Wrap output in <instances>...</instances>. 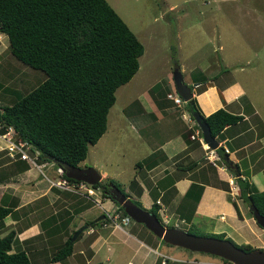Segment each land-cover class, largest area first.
I'll use <instances>...</instances> for the list:
<instances>
[{
	"label": "crops",
	"instance_id": "1",
	"mask_svg": "<svg viewBox=\"0 0 264 264\" xmlns=\"http://www.w3.org/2000/svg\"><path fill=\"white\" fill-rule=\"evenodd\" d=\"M0 34L5 37L7 47V35L1 31ZM0 55L3 56L0 63L3 62L7 68L16 61L9 51L6 54L0 51ZM214 60L218 61L220 57ZM225 63L232 64L230 61ZM196 64L185 66L186 72L183 67L179 70L185 83L190 86L192 97L196 98L201 112L208 115L223 107L229 112L242 115L241 120L226 125L214 136L218 141L215 148L208 147L207 142L200 139L203 138L201 127L186 102L178 105L170 98L163 99L160 92L148 95L153 87L150 85L134 97L138 100L136 108L129 109L128 105L120 116V119L123 116L127 118L131 127L135 125L133 129L136 134H141L140 118L146 122V134L137 138L142 136V145L145 150L147 147L149 149L145 153L142 150L138 160H132L134 171L127 184L114 178L113 175H120V171L101 169V166L97 167L95 164L92 166L97 168L101 179H113L120 183L130 200L135 198L142 208L151 212L155 209V214L164 225L178 227L180 223L184 229H198L200 225L205 227L204 231H210L208 233L223 232L235 241L238 239L241 243L264 246V243H258L261 236L264 237V229L248 214L249 207L242 197L236 198V187L228 184L232 179V184L235 182L239 188L235 176L239 174L242 178L247 177L244 174L245 170H248L247 174L252 177L253 165L264 157V132L256 130L258 125L253 121V116L258 113L256 109L249 108L248 93L240 78H222L224 81L220 84L215 80L221 75V72L215 73V62L193 66ZM166 81L173 89V78L167 76ZM148 121L154 123L151 125ZM120 123L121 121H117L118 125ZM122 130L123 128L118 131ZM131 132L125 130V137L129 138ZM191 134L195 135L194 138ZM137 138L133 139V142H136ZM3 140L0 137V203L9 206L12 211L0 220V237L10 230L15 231L10 251L24 249L33 264H102L101 255L105 248L110 253L112 250L115 253V249H120L115 246V242H128L135 247L133 253H137L139 257L136 263L129 260L128 264L158 263L160 254L156 245L159 243V237L137 228L135 223L125 230L104 219L103 208L109 209L108 206L112 204L110 210L116 207L113 198H97L100 206L109 205L103 207L102 212L96 213L95 203L90 201L93 199L96 202L93 196L88 197L80 191L62 189L52 184L53 177L47 179L48 183L44 182L39 178V169L36 170L32 162L12 159L5 154L2 148ZM219 146L223 147L220 152L217 150ZM219 155H227L233 162H237L241 171L238 174L227 171V189L213 181L212 168L218 166V161L222 163L220 170L226 171L227 168ZM249 155H256L257 158L251 160ZM260 162L259 166L262 167L259 171H262L264 163L261 160ZM25 163H28V167L21 169ZM79 165L82 164L79 162ZM234 203L238 205L239 210ZM201 219L207 220L203 222ZM79 228L82 230L76 234ZM133 228L136 233L132 232ZM73 234L72 252L64 260H48L50 248L54 250ZM43 251L45 254L39 262L35 256ZM165 264H168L167 260Z\"/></svg>",
	"mask_w": 264,
	"mask_h": 264
},
{
	"label": "trees",
	"instance_id": "2",
	"mask_svg": "<svg viewBox=\"0 0 264 264\" xmlns=\"http://www.w3.org/2000/svg\"><path fill=\"white\" fill-rule=\"evenodd\" d=\"M0 31L7 35L8 51L15 59L45 73L34 87L24 93L15 91L0 107V123L13 125L17 135L32 145V153L38 151L35 160L54 162L68 181L80 182L67 171L85 159L89 144L105 132L115 91L138 70L143 43L107 0H0ZM186 103L192 115L198 113L209 126L212 136L242 119L241 114L223 107L204 115L195 97ZM219 156L233 174L241 172L237 162ZM27 167L25 163L21 169ZM235 181L252 214L257 208L264 215V189L239 174ZM109 184L127 195L113 179L91 185L110 197L105 194ZM112 198L115 210L126 214L119 199ZM128 200L141 206L138 200ZM11 211L0 203V220ZM186 230L225 236L194 227ZM14 234L10 230L0 237V264H33L24 249L10 251ZM72 244L70 235L48 260H64L72 252Z\"/></svg>",
	"mask_w": 264,
	"mask_h": 264
},
{
	"label": "rangeland",
	"instance_id": "3",
	"mask_svg": "<svg viewBox=\"0 0 264 264\" xmlns=\"http://www.w3.org/2000/svg\"><path fill=\"white\" fill-rule=\"evenodd\" d=\"M107 1L143 43L144 51L139 56V68L135 74L126 83L117 87L115 102L109 108L107 115V128L96 143L89 144L87 155L80 162L83 166L88 167L95 164L97 167L101 166V169L120 171V175H113L114 178L127 184L131 173L134 171L132 160L134 158L138 160L142 150L145 153L149 149L147 147L145 150L142 145V136L137 138L141 134H146L144 131L146 122L140 118L141 134H136L133 129L134 124L131 127L130 121H127L124 116L121 118L123 121L120 119L123 109L128 105L129 109L136 108L138 100H135L134 97H137L141 90L150 85L153 87L148 95L160 92L163 99L168 98L166 94L168 92L174 93L176 90L175 86L172 89V85H167V76L173 78V70L177 66L178 69L183 67L186 72L187 67L185 69V66L192 63H197L193 66H203L215 62L217 64L215 73L221 72L220 78L215 80L220 84L224 81L221 80L222 78H240L248 93L249 108L256 109V113H258L253 116L254 123L258 125L256 130L264 132V0ZM5 41V37L0 34V51L2 54L8 53V46L5 47ZM2 57L0 55V60ZM217 57H220V60H214ZM15 60L9 68L3 62L0 63V107L7 104L16 95L15 91L24 93L45 77L42 70ZM229 61L232 64L226 65L225 62L228 63ZM117 121H121V123L118 125ZM148 122L151 125L154 123L153 121ZM5 126L6 124L0 126V134L7 130ZM121 128L123 130L119 132L118 130ZM125 130L132 131L129 138L125 137ZM259 134L261 135V133ZM159 137L160 135L157 138ZM136 138V142H133V139ZM3 141L6 143L5 140ZM3 149L5 154L9 156L7 148ZM248 158L252 160V158L256 159L257 156L249 155ZM260 160L264 163V157H261L253 165L252 177L247 174L248 170H245L246 174L244 175L255 183L258 189L262 190L264 189V173L259 171L262 167V165L259 166ZM26 161L32 162V166L36 167V170L39 169V178H42L46 183H48L47 179L49 178L53 177L52 179L56 181L62 176L59 172L60 168L54 162L41 159L34 160V162ZM221 166L222 163L218 161V166L212 168L213 181L227 189L228 184L231 186L230 183L227 184L226 179L229 170L227 168L226 171L220 170ZM210 177L212 178V174ZM232 185L238 191L236 198H239L238 186L235 182ZM98 190L93 196L96 202L93 199L90 200L93 204L95 203L94 210L96 213L102 212V208L109 205L100 206L97 198L100 199L103 195ZM228 190L230 191V188ZM229 195L231 196L232 193ZM131 200L138 203L135 198ZM112 206L113 204L108 208L111 209ZM248 214H252L249 209ZM205 220L207 219H201L203 222ZM133 223L136 224L137 228L154 234L144 224L133 219L126 225L121 224V227L125 230L130 229ZM178 227L184 229L180 223H178ZM203 228L205 227L198 225L199 232H210L204 231ZM132 232L136 233V230L133 228ZM136 235L142 236L141 234ZM236 242L239 243L240 241L236 239ZM115 243V246L120 249H115V253L112 250L110 253L105 248V252L101 255L102 264H128L129 260L133 263L138 261L137 253H133L135 247H132L130 243ZM258 243H264L263 236ZM156 248L160 254L157 264H160L161 260H164V263L161 264H165L166 260L168 264H233L221 256L192 251L182 246L170 244L163 239H159ZM50 249L51 254L54 251L53 248ZM44 254V251L39 252L35 257L41 262V256ZM190 260L193 262H189Z\"/></svg>",
	"mask_w": 264,
	"mask_h": 264
},
{
	"label": "water",
	"instance_id": "4",
	"mask_svg": "<svg viewBox=\"0 0 264 264\" xmlns=\"http://www.w3.org/2000/svg\"><path fill=\"white\" fill-rule=\"evenodd\" d=\"M173 82L176 92L184 101H189L193 93L190 86L183 80L181 71L178 68L173 70ZM193 116L201 127L204 141L207 142L210 147L215 148L218 145V141L211 135L209 126L205 124L198 113L194 112ZM67 175L89 184H94L101 180L100 173L92 166L83 167L74 165L67 171ZM125 198V194L122 193L119 201L124 206L126 213L130 215L134 221L143 223L156 236L170 244L182 246L192 251L212 253L234 264H264V249L254 248L245 250L227 237L197 234L180 227L165 226L155 213ZM252 211L255 221L264 228V215H262L257 208H253ZM81 230L82 228H79L75 233L77 234ZM74 235L75 234H73L72 237H74Z\"/></svg>",
	"mask_w": 264,
	"mask_h": 264
},
{
	"label": "built area",
	"instance_id": "5",
	"mask_svg": "<svg viewBox=\"0 0 264 264\" xmlns=\"http://www.w3.org/2000/svg\"><path fill=\"white\" fill-rule=\"evenodd\" d=\"M166 96L172 99L174 103L178 105H180L183 102H187L184 101L177 92L174 93L168 92ZM1 125L3 124L0 123V126ZM5 127H7V130L4 131L2 134H0V137L6 141V143H4L3 145V148H7L9 156L12 159H24V160H31L34 162L38 151L35 150L34 153H32L31 151L32 145L27 140L22 139L19 135H17L13 125L7 124ZM194 136H195L194 134H191L192 138H194ZM200 139L203 141L202 137ZM213 164H215L214 161ZM62 171H63L62 168H60L59 172L61 174ZM229 183L230 185H232V179L229 181ZM52 184H55L61 187L62 189L83 192L88 197H92L96 194V188L93 187L91 184L82 180L80 182H75V181L71 182L68 181L65 177L61 176V178L52 182ZM103 211H104V218L106 219V221L108 222L110 221V223L115 227H121V224L126 225L132 220L130 215L128 214L120 215V213L117 212L115 209L110 210L107 208H103Z\"/></svg>",
	"mask_w": 264,
	"mask_h": 264
},
{
	"label": "flooded vegetation",
	"instance_id": "6",
	"mask_svg": "<svg viewBox=\"0 0 264 264\" xmlns=\"http://www.w3.org/2000/svg\"><path fill=\"white\" fill-rule=\"evenodd\" d=\"M78 165H79V163H78ZM80 166H83V165H80ZM83 167H86V166H83ZM100 181H103V180H100ZM99 181V182H100ZM99 191V190H98ZM96 192H97V189H96ZM100 192V191H99ZM101 194V193H100ZM105 194H107V195H109L111 198H112V196H115V198H117V199H120V197H121V194H122V192H120V190L118 189V188H115L114 186H112L111 184H109V185H107V187H106V189H105ZM124 194V193H123ZM125 199H129L128 197H127V195H125ZM121 203V202H120ZM252 216H253V214H252ZM104 217V216H103ZM254 218V217H253ZM105 219V218H104ZM257 223V222H256ZM257 225L258 226H260L258 223H257ZM165 226H168V225H165ZM261 228H263L262 226H260ZM183 229V228H182ZM264 229V228H263ZM225 234V233H224ZM224 237H227V238H231L230 236H228V235H226L225 234V236ZM160 238V237H159ZM161 239V238H160ZM232 239V238H231ZM233 240V242L236 244L237 242L234 240V239H232ZM237 245L238 246H240V247H242V248H244L245 250H250V249H254V248H261V249H264V246H254L253 244H250V243H241V242H239V243H237ZM244 245V246H243Z\"/></svg>",
	"mask_w": 264,
	"mask_h": 264
},
{
	"label": "clouds",
	"instance_id": "7",
	"mask_svg": "<svg viewBox=\"0 0 264 264\" xmlns=\"http://www.w3.org/2000/svg\"><path fill=\"white\" fill-rule=\"evenodd\" d=\"M204 140V139H203ZM208 147H210L209 145H208ZM127 214V213H126ZM132 218V217H131ZM162 263H164V260H162Z\"/></svg>",
	"mask_w": 264,
	"mask_h": 264
}]
</instances>
